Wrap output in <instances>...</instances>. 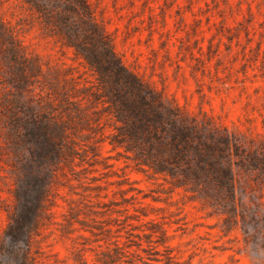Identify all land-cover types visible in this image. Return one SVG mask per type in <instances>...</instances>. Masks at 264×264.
Wrapping results in <instances>:
<instances>
[{
	"label": "trees",
	"instance_id": "1",
	"mask_svg": "<svg viewBox=\"0 0 264 264\" xmlns=\"http://www.w3.org/2000/svg\"><path fill=\"white\" fill-rule=\"evenodd\" d=\"M16 1L24 16L0 12V264H43L54 233L71 241L60 264H175L172 221L148 201L160 196L127 173L120 198L90 184L121 157L202 197L264 264V139L247 143L167 99L124 63L91 0ZM33 28L72 62L30 53L23 35Z\"/></svg>",
	"mask_w": 264,
	"mask_h": 264
},
{
	"label": "rangeland",
	"instance_id": "2",
	"mask_svg": "<svg viewBox=\"0 0 264 264\" xmlns=\"http://www.w3.org/2000/svg\"><path fill=\"white\" fill-rule=\"evenodd\" d=\"M91 1L124 63L167 99L247 143L264 139V0ZM0 12L13 21L26 13L16 0H0ZM23 38L43 62H72L70 51L63 55L37 28ZM110 147L106 144L104 156L116 155ZM110 162L116 166L95 172L99 179L90 184H110V197L120 198L114 191L127 173L136 186L160 196V201H148L164 207L172 221L175 264H253L243 249L242 232L228 230L202 197L149 179L127 167L124 157ZM254 179L255 174L244 173L240 182L248 186ZM5 224L1 216L0 230ZM70 245L56 233L49 236L43 242V264H60L57 258L68 256Z\"/></svg>",
	"mask_w": 264,
	"mask_h": 264
}]
</instances>
